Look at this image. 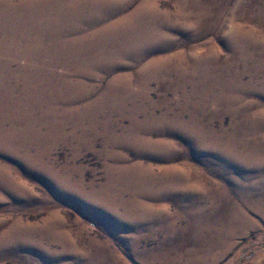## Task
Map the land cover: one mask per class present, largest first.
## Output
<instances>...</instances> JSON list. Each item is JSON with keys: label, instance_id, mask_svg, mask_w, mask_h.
<instances>
[{"label": "rangeland", "instance_id": "1", "mask_svg": "<svg viewBox=\"0 0 264 264\" xmlns=\"http://www.w3.org/2000/svg\"><path fill=\"white\" fill-rule=\"evenodd\" d=\"M0 264H264V0H0Z\"/></svg>", "mask_w": 264, "mask_h": 264}]
</instances>
